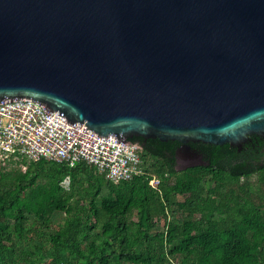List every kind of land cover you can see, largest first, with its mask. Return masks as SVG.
Returning a JSON list of instances; mask_svg holds the SVG:
<instances>
[{
	"label": "water",
	"instance_id": "1",
	"mask_svg": "<svg viewBox=\"0 0 264 264\" xmlns=\"http://www.w3.org/2000/svg\"><path fill=\"white\" fill-rule=\"evenodd\" d=\"M16 97L102 135L241 149L264 137V0H0Z\"/></svg>",
	"mask_w": 264,
	"mask_h": 264
},
{
	"label": "trees",
	"instance_id": "2",
	"mask_svg": "<svg viewBox=\"0 0 264 264\" xmlns=\"http://www.w3.org/2000/svg\"><path fill=\"white\" fill-rule=\"evenodd\" d=\"M130 139L145 170L131 180L86 162L0 164V264H264V137L191 142L202 163L181 170L179 141Z\"/></svg>",
	"mask_w": 264,
	"mask_h": 264
},
{
	"label": "built area",
	"instance_id": "3",
	"mask_svg": "<svg viewBox=\"0 0 264 264\" xmlns=\"http://www.w3.org/2000/svg\"><path fill=\"white\" fill-rule=\"evenodd\" d=\"M141 150L142 146L130 138L99 134L38 100H0V164L49 160L74 166L86 162L118 182L145 174ZM157 177L150 179L151 185L161 183ZM69 181L67 177L63 184L68 186Z\"/></svg>",
	"mask_w": 264,
	"mask_h": 264
},
{
	"label": "flooded vegetation",
	"instance_id": "4",
	"mask_svg": "<svg viewBox=\"0 0 264 264\" xmlns=\"http://www.w3.org/2000/svg\"><path fill=\"white\" fill-rule=\"evenodd\" d=\"M181 146L179 147L178 152H177V168L178 169L180 170L184 169L188 167L189 164L194 163V162L196 163L202 162L201 158H198L199 156H196L195 151H193L191 147L189 148V150L184 151L182 150ZM183 153L188 154L189 157L188 158L181 157Z\"/></svg>",
	"mask_w": 264,
	"mask_h": 264
},
{
	"label": "rangeland",
	"instance_id": "5",
	"mask_svg": "<svg viewBox=\"0 0 264 264\" xmlns=\"http://www.w3.org/2000/svg\"><path fill=\"white\" fill-rule=\"evenodd\" d=\"M181 157H183V158H188L189 157V155L188 154H186V153H183L182 155H181ZM199 163V162H198ZM157 178H160L159 176L157 177ZM157 181L156 180H154V183L155 184H157L156 183ZM156 186V185H155ZM163 222V221H162Z\"/></svg>",
	"mask_w": 264,
	"mask_h": 264
}]
</instances>
